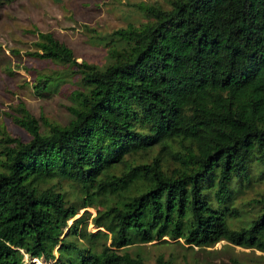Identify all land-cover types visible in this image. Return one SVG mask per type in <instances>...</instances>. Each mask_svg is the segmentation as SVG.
I'll use <instances>...</instances> for the list:
<instances>
[{
    "label": "trees",
    "instance_id": "16d2710c",
    "mask_svg": "<svg viewBox=\"0 0 264 264\" xmlns=\"http://www.w3.org/2000/svg\"><path fill=\"white\" fill-rule=\"evenodd\" d=\"M165 1L97 35L100 62L35 29L28 54L71 65L84 90L63 124L18 102L28 138L1 131L0 264H147L139 245L179 239L264 252V189L241 199L264 182V0ZM101 198L94 232L82 213L67 223Z\"/></svg>",
    "mask_w": 264,
    "mask_h": 264
},
{
    "label": "rangeland",
    "instance_id": "374dc122",
    "mask_svg": "<svg viewBox=\"0 0 264 264\" xmlns=\"http://www.w3.org/2000/svg\"><path fill=\"white\" fill-rule=\"evenodd\" d=\"M152 1L166 4L165 0H0V134L6 131L24 140L28 138L26 132L13 121L18 102H22L39 121L40 128H43L41 117L65 123L69 118L67 106L73 103L76 90H84L78 75L70 71L74 68L71 65H59L53 60L28 54L32 50L35 29L52 32L71 48L76 61L100 62L105 41L97 35L102 36L128 23L137 24L142 16L136 4ZM43 76H46L43 85L37 87L38 80ZM251 187L241 196L243 203L256 196L255 191L264 189V182H254ZM103 200L101 198L94 206L79 209L67 223L70 224L72 218L82 213L86 231L94 232L97 228L90 222V217L100 208ZM253 203L235 205L246 209L244 213L251 214L258 207ZM83 209L88 216L85 217ZM228 218L231 222L237 219L233 216ZM178 242L170 240L139 246L147 264L153 263L156 254L166 255L168 252L175 255L172 264H264V252L231 245L223 239L204 249L185 247L181 239ZM53 251L56 253L55 249ZM22 260L32 264L49 263L26 255Z\"/></svg>",
    "mask_w": 264,
    "mask_h": 264
}]
</instances>
